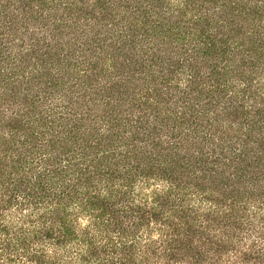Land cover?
<instances>
[{"label": "trees", "instance_id": "obj_1", "mask_svg": "<svg viewBox=\"0 0 264 264\" xmlns=\"http://www.w3.org/2000/svg\"><path fill=\"white\" fill-rule=\"evenodd\" d=\"M0 264H264V0H0Z\"/></svg>", "mask_w": 264, "mask_h": 264}]
</instances>
